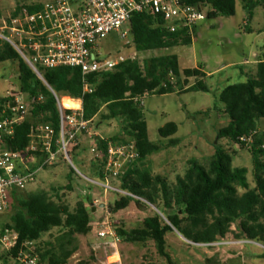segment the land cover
<instances>
[{
	"label": "trees",
	"instance_id": "1",
	"mask_svg": "<svg viewBox=\"0 0 264 264\" xmlns=\"http://www.w3.org/2000/svg\"><path fill=\"white\" fill-rule=\"evenodd\" d=\"M183 1L192 6L209 7L207 19H213L233 16L236 0ZM241 3L247 21L252 18L253 9L260 6L264 26V0H241ZM41 7V4L16 5L11 16L17 15L23 8L32 13ZM246 31L249 32L248 29ZM129 34L136 52L191 44L189 37L165 32L160 21L149 13L131 15ZM4 63L13 64L17 87L23 94L40 98L30 110V115L15 127L13 138L7 142L9 149L22 151L29 143V131L33 125H49L58 130L57 102L20 55L8 43L0 40V64ZM36 67L58 98L82 99L84 119L90 120L100 114L103 121H118L121 134L109 138L111 141L116 144L134 143L139 157L120 178L119 189L136 198H119L114 202L112 212L126 208L129 202L144 205L140 201L143 200L156 206L164 219L154 213L142 221L141 229L129 232L113 225L120 238H125L127 242L152 241L168 264L173 263L165 252V237L172 229L194 244L217 242L231 232L235 240H251L264 245V132L258 131V122L264 119V46L257 59L254 76L245 83L226 86L216 97L227 118V124L217 131V140L224 139L249 152L255 184L252 189L246 179L247 170L232 168L233 154L218 144L214 146L207 167L190 160L184 176L177 177L174 185H168L160 176H151L146 169L137 166L162 150V146L148 140L141 105L132 99L144 93L148 96L191 91L208 93L210 90L201 81L206 76L202 66L180 71L175 55L152 57L141 63L135 59L126 60L111 72L87 76L90 92L85 93L78 68ZM188 79L196 81L187 86ZM61 105L66 107L63 103ZM102 108L105 113H101ZM176 132V124L169 122L158 130V135L161 139H167ZM251 132L255 134L250 145L239 141L240 137H247ZM176 144V141H169L170 147ZM96 169L91 164L90 173L93 177L100 176ZM72 173L69 172V177ZM238 188L243 189V193L239 194ZM19 192L10 194L9 201L14 211L0 233L10 229L17 233L19 243L33 241L40 264H66L76 251L75 236L87 235L92 231L89 207L79 201L70 210L67 205L51 201L43 190L27 195ZM158 199L163 203L161 210L157 205ZM232 225L236 226L237 233L230 231ZM53 228H61L62 233L54 241L37 245L41 237ZM16 253V248L5 251L0 255V260L4 264L10 259L15 261ZM261 258L264 259V254ZM76 264H90L89 258Z\"/></svg>",
	"mask_w": 264,
	"mask_h": 264
},
{
	"label": "rangeland",
	"instance_id": "2",
	"mask_svg": "<svg viewBox=\"0 0 264 264\" xmlns=\"http://www.w3.org/2000/svg\"><path fill=\"white\" fill-rule=\"evenodd\" d=\"M52 1L0 0V14L2 17L11 15L16 5H44ZM241 5V0L235 1L233 16H219L199 23L195 37L189 45L178 44L168 49L136 52L132 44L124 46V40H121L119 34L114 32L99 42L98 48L103 54L123 52L126 55H133L135 53L132 56L133 60L140 63L152 57L175 55L180 71L202 66L206 74L201 81L210 90L208 93L174 92L161 96H146L143 99L141 111L146 123L148 140L160 144L162 150L147 157L137 166L140 169H146L151 176H160L168 185H174L177 177L184 176L190 160L207 167L214 153V146L218 144L225 151L233 154L232 168L247 170L246 179L249 188L252 189L255 186L249 152L224 139L217 140V131L227 124V118L216 97L226 86L245 83L254 76L257 59L264 46L262 8L256 6L252 12V18L247 21L246 12L242 10ZM247 29L249 32L246 31ZM195 81V79H188L187 86ZM10 86L17 87L14 66L12 63L0 64V97ZM59 99L66 107H72L70 105L74 107L75 103L66 102L67 99L63 96H59ZM101 113H105L104 108ZM169 122L176 124L177 132L167 139H161L158 130ZM93 128L98 135L107 139L121 134L118 121H103L100 119V114L93 118ZM258 131L264 132V119L258 122ZM170 140L176 141L177 144L170 147ZM69 156L71 164L82 175L93 179L90 173L88 149L71 151ZM70 171L73 173L69 177ZM119 183L116 179L109 181V185L114 188H119ZM91 188L90 190V186L78 177L67 161L59 158L52 167L40 170L36 175V181L19 192L21 195H27L43 190L47 192L51 201L67 205L70 210H73L79 201L86 203L89 207L92 231L87 235L75 236L76 251L66 264H76L78 261L89 258V243L95 235L97 220L107 218L112 225L129 232L141 229L142 221L156 213L143 201L141 202L144 205L129 202L126 208L113 213L114 202L123 196L109 190L104 193L103 189ZM243 191L238 188L239 194ZM94 200L99 201L98 206L93 205ZM101 204L104 208L100 207ZM157 205L160 210L163 209L160 199L157 200ZM154 207L158 210L156 206ZM13 211L9 201L7 210L0 214V229L9 222ZM230 231L237 233L236 226L232 225ZM61 233V228H53L41 237L37 245L54 241V238ZM182 238L175 229L166 234L165 252L173 264H264V259L261 258L264 254L262 247L250 244L202 247L188 244ZM232 241L235 240L230 232L222 242ZM3 252L5 250L0 245V255ZM119 253L121 264H168L150 240L127 242L125 238H120ZM16 263L11 259L6 262V264ZM0 264H4L2 260Z\"/></svg>",
	"mask_w": 264,
	"mask_h": 264
},
{
	"label": "built area",
	"instance_id": "3",
	"mask_svg": "<svg viewBox=\"0 0 264 264\" xmlns=\"http://www.w3.org/2000/svg\"><path fill=\"white\" fill-rule=\"evenodd\" d=\"M210 8L192 6L183 0H53L32 13L26 9L15 16L0 18V40L8 43L29 66L36 77L49 89L57 102L58 130L49 125H33L29 131V143L22 151L7 147L17 125L29 115L40 98L28 97L18 87L10 86L0 103V214L8 208L10 194L24 190L36 181L40 170L56 164L61 158L67 161L78 177L91 187L112 191L120 196L136 198L119 188L109 185L110 179L120 180L137 161L139 155L133 142L116 144L98 135L93 128V119L83 116L82 99L68 100L77 104L75 108L61 105L60 99L47 86L36 66L43 69L57 67L78 68L81 72L83 93L90 92L87 76L115 70L133 55L123 52L103 54L99 42L111 33H118L124 46L132 44L129 34V19L134 13H149L160 21L163 30L170 34L195 37V29L205 19ZM133 45V44H132ZM144 93L132 101L142 105ZM68 111V112H66ZM251 132L239 141L250 145ZM88 149L89 162L100 174L88 178L70 162L73 149ZM94 200L93 205L98 206ZM224 239V238H223ZM198 244L214 247L219 245L250 244L264 246L251 240ZM120 238L107 218L97 220L96 231L89 243L90 264H121ZM3 250L17 249V264H40L33 241L18 242V235L10 229L0 233Z\"/></svg>",
	"mask_w": 264,
	"mask_h": 264
},
{
	"label": "water",
	"instance_id": "4",
	"mask_svg": "<svg viewBox=\"0 0 264 264\" xmlns=\"http://www.w3.org/2000/svg\"><path fill=\"white\" fill-rule=\"evenodd\" d=\"M140 200V199H139ZM140 201H143V200H140ZM145 204H147V205H149V206H151L154 210H155V212L160 216V217H162L163 218V216H162V214L154 207V206H152V205H150V204H148L147 202H145V201H143ZM100 207L101 208H104V205L103 204H101L100 205ZM109 212H110V209L108 210ZM164 219V218H163ZM184 241H186L188 244H191V245H198V244H194V243H192V242H190V241H187L186 239H184V238H182Z\"/></svg>",
	"mask_w": 264,
	"mask_h": 264
},
{
	"label": "bare ground",
	"instance_id": "5",
	"mask_svg": "<svg viewBox=\"0 0 264 264\" xmlns=\"http://www.w3.org/2000/svg\"><path fill=\"white\" fill-rule=\"evenodd\" d=\"M66 102H68V103H70V104H71V103L74 104V102H72V101H70V100H68V99H67ZM70 106H72V107H67V108H75V106L77 107V104L75 103V104H74V107H73V105H70Z\"/></svg>",
	"mask_w": 264,
	"mask_h": 264
},
{
	"label": "crops",
	"instance_id": "6",
	"mask_svg": "<svg viewBox=\"0 0 264 264\" xmlns=\"http://www.w3.org/2000/svg\"><path fill=\"white\" fill-rule=\"evenodd\" d=\"M254 56H256V54H254ZM63 98H66V97H63ZM67 99V98H66Z\"/></svg>",
	"mask_w": 264,
	"mask_h": 264
}]
</instances>
